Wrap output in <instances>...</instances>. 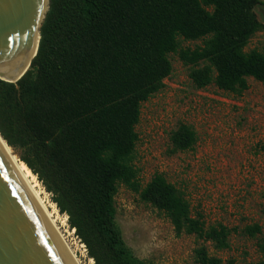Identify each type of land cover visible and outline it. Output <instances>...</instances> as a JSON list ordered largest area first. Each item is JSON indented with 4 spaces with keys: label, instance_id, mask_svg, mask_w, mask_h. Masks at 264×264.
I'll list each match as a JSON object with an SVG mask.
<instances>
[{
    "label": "trees",
    "instance_id": "16d2710c",
    "mask_svg": "<svg viewBox=\"0 0 264 264\" xmlns=\"http://www.w3.org/2000/svg\"><path fill=\"white\" fill-rule=\"evenodd\" d=\"M259 0H50L37 57L16 84L0 80V134L37 176L95 264H149L127 245L118 223L121 186L164 212L177 235L217 250L230 230L207 227L190 203L158 175L142 187L134 155L142 106L173 72L169 56L192 67L194 86L242 96L264 86V49L246 51L263 27ZM179 39L203 42L180 49ZM177 151L196 145L181 125ZM264 258V236L247 229ZM261 235L260 238L258 236ZM198 264H221L206 247ZM253 264H264V259Z\"/></svg>",
    "mask_w": 264,
    "mask_h": 264
},
{
    "label": "rangeland",
    "instance_id": "374dc122",
    "mask_svg": "<svg viewBox=\"0 0 264 264\" xmlns=\"http://www.w3.org/2000/svg\"><path fill=\"white\" fill-rule=\"evenodd\" d=\"M259 2L256 12L263 29L250 41L247 52L264 49V0ZM202 45L201 41L179 39L180 49ZM169 58L173 72L164 81L165 87L143 104L136 129L138 181L146 187L156 176H164L207 227L230 230V247L221 251L195 236L177 235L164 212L121 186L116 206L124 239L134 254L149 264H198L196 251L202 246L221 264L257 263L264 258L257 239L247 229L258 226L264 236V86L249 78V89L240 97L214 85L199 90L190 79L192 67L183 64L177 54ZM181 125L196 134L192 150L173 147L172 135ZM39 185L80 264H95L68 216L60 212L40 181Z\"/></svg>",
    "mask_w": 264,
    "mask_h": 264
},
{
    "label": "water",
    "instance_id": "95a60500",
    "mask_svg": "<svg viewBox=\"0 0 264 264\" xmlns=\"http://www.w3.org/2000/svg\"><path fill=\"white\" fill-rule=\"evenodd\" d=\"M49 7L50 0H0V80L16 84L28 73ZM0 264H75L1 144Z\"/></svg>",
    "mask_w": 264,
    "mask_h": 264
},
{
    "label": "bare ground",
    "instance_id": "6f19581e",
    "mask_svg": "<svg viewBox=\"0 0 264 264\" xmlns=\"http://www.w3.org/2000/svg\"><path fill=\"white\" fill-rule=\"evenodd\" d=\"M0 144H1L2 148L4 149L6 155L10 159L11 163L15 167L16 171L18 172L19 176L21 177V179L25 183L26 187L28 188V190L32 194L33 198L35 199V201L37 202V204L39 205V207L41 208V210L45 214L46 218L48 219V221L50 222V224L54 228L55 232L58 234L59 238L61 239V241H62L64 247L66 248L67 252L69 253V255L72 257L75 264H80L76 254L72 251V249L68 245L65 237L61 233V230L58 226V221L54 216L55 213L51 212V210H50L51 207H49L46 204V202L44 201V199L42 198V195L39 191L40 185H39V181L37 179V176L30 170V168L27 165H25L23 162H20L13 155L12 149L7 146L6 142L1 137V134H0ZM92 263H94V261H92Z\"/></svg>",
    "mask_w": 264,
    "mask_h": 264
}]
</instances>
